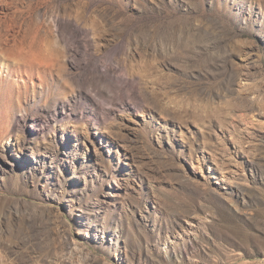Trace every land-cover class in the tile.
I'll list each match as a JSON object with an SVG mask.
<instances>
[{
  "label": "rangeland",
  "instance_id": "1",
  "mask_svg": "<svg viewBox=\"0 0 264 264\" xmlns=\"http://www.w3.org/2000/svg\"><path fill=\"white\" fill-rule=\"evenodd\" d=\"M0 33L49 53L0 80V264H264V0H0Z\"/></svg>",
  "mask_w": 264,
  "mask_h": 264
},
{
  "label": "bare ground",
  "instance_id": "2",
  "mask_svg": "<svg viewBox=\"0 0 264 264\" xmlns=\"http://www.w3.org/2000/svg\"><path fill=\"white\" fill-rule=\"evenodd\" d=\"M14 39V37L11 38L8 35H2L0 33V58L5 57L6 59H15V54L23 52L22 48H17V44ZM43 52L44 55L42 59H40L37 53L31 50L29 53H26V56L23 57L21 62H16L14 64L13 62L4 63L2 67H0V80L4 77L3 71H6V73L10 74L12 73L18 80L24 83L26 81H32V78L34 76H39L40 73H45L49 67V53L47 49H43ZM104 66L106 68L112 67L111 64H106Z\"/></svg>",
  "mask_w": 264,
  "mask_h": 264
}]
</instances>
